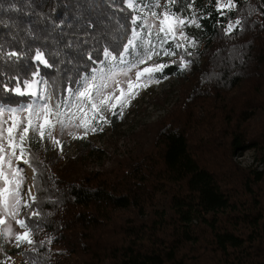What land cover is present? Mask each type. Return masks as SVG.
Instances as JSON below:
<instances>
[{
	"label": "trees",
	"instance_id": "obj_1",
	"mask_svg": "<svg viewBox=\"0 0 264 264\" xmlns=\"http://www.w3.org/2000/svg\"><path fill=\"white\" fill-rule=\"evenodd\" d=\"M167 2L0 0V104L31 101L15 89L26 92L39 76L62 98L106 63L105 49L118 63L141 20ZM232 3L172 7L199 27L186 23L184 46L154 74L179 79V93L163 117L139 127V151L92 172L81 163L91 141L81 139L60 168L39 137L26 141L34 199L22 220L33 243L18 251L19 264H264V0ZM250 149L260 170L233 160Z\"/></svg>",
	"mask_w": 264,
	"mask_h": 264
},
{
	"label": "rangeland",
	"instance_id": "obj_2",
	"mask_svg": "<svg viewBox=\"0 0 264 264\" xmlns=\"http://www.w3.org/2000/svg\"><path fill=\"white\" fill-rule=\"evenodd\" d=\"M127 2L129 3V0H127ZM219 6L228 7V0H219ZM155 12L157 13L156 17L149 15L141 20V28L135 31V33H139V38H135L134 43L135 45H141L144 41L151 40V44L156 46V50L160 54L158 56H153L152 61H149L146 65H140V68L149 66L153 63L162 64L161 62L164 59L171 61V59L174 57V54L171 56L165 55L164 50H170L174 53L173 49L171 48L177 44L184 45L186 41L184 37L180 35L179 30H177L175 37L168 36V42L161 45L160 40L164 37V33H159V36H157V32L159 20L163 18L162 13L164 12V9L157 7ZM133 38L134 37L132 36L131 39ZM143 52V47H131L129 49V53H131L129 58H125L128 62L127 64H121L120 61L118 63L112 62L110 59H106L105 57V64L99 63L96 68H94L89 74L85 75L79 81L80 83L76 86L75 90L73 89L72 91H66L65 95H63V97L60 99H56L52 95L49 84L45 83L46 80L42 76L33 79L36 81V83L33 85L32 90L36 91L38 95L44 93L45 95L50 96V99L47 100V103L53 108L55 105L60 104L61 112L66 114L70 113V111L75 112L76 109L73 107V105L77 101L74 93L83 87L86 80H90L93 75L98 74L100 69H103L106 76L110 74V70L114 71L116 73L114 80L123 82L126 78L120 74L121 69L130 67L131 62L138 59V57L142 55ZM135 71L136 69H133L131 72H129V76L133 79ZM43 79L45 81L42 82ZM159 81V83L153 82L150 83L146 88H141L135 99L131 100L130 105L123 109L122 117L118 114L113 115L112 112L106 110L104 115L110 122L107 124H103V122H101L103 127L102 131L98 130L94 133L88 131L87 135L84 136V129L82 128L71 127L61 132L59 125H57L54 129V136L57 140L61 141L59 146L54 145L52 141L47 138V136H45L43 140L39 138L44 143L42 145L44 156L50 159L53 155H59L62 160L61 165L58 166L59 168L62 166V164L74 158L78 152V146L81 139H73L70 135H68L69 131L75 132L78 136H84L83 139L91 141V143L94 144V150L87 154V156L81 161L82 166L92 172H100L109 168L111 165H113L114 156L121 157L122 155L136 153L141 148V146H138L139 142H146L145 140H142L140 135H137L139 127L151 125L163 117L172 107L178 97L180 86L179 79H176L174 76H169ZM96 82H100L98 75ZM113 82L114 81L112 80L109 81L110 89ZM122 86L127 89L126 83H123ZM25 91L26 93H30L31 90L25 88ZM115 95H119V91H117ZM157 96L163 99L162 103L155 104L152 102L154 101V97ZM42 102L43 101H38L36 97L31 96V101L20 104L17 107L0 104V109L4 110L3 117H0V125H2L5 130L11 125L12 118L7 111L8 109H18L16 117L19 120L21 117L28 116V112L23 111V109L29 104L34 105L36 103ZM88 107L90 108L91 106L88 105ZM115 111L118 113L119 108H117ZM53 119L55 120L54 117ZM65 123H67V119H65ZM76 123H79V121L77 120ZM17 131H19V129H17ZM133 134H135L134 137ZM29 135L34 138L39 137L38 135H33L31 132ZM5 137H7V131H5ZM67 142H70V144L65 147V143ZM3 143L6 147V151L11 152L12 149L7 147L9 142L6 138L3 140ZM16 154L18 156L20 155L19 149H16ZM24 159H26L25 155L20 160L13 158L12 165L7 163L4 164L5 173L8 178H11L9 169L18 167L21 170L22 182L20 186V196L18 197L20 204L16 208V218H12L11 211L4 212L2 209H0V219L5 221L4 224H0V264H19L20 255L18 251L27 248V242L17 246V241L14 239V234H22L24 232V229L16 223V220H21V218L18 216L19 208H21L23 203L24 205H27L34 194V189L31 183L33 170L29 168L28 163H23ZM233 160L243 168L250 167L260 170L263 167L261 160L257 157L255 158V153L252 149L246 150L244 154L240 156L234 155ZM2 186H5L4 181L0 180V187ZM8 187L11 189L13 185H8ZM25 190H27L28 196L22 195ZM9 228L11 231H7Z\"/></svg>",
	"mask_w": 264,
	"mask_h": 264
},
{
	"label": "snow or ice",
	"instance_id": "obj_3",
	"mask_svg": "<svg viewBox=\"0 0 264 264\" xmlns=\"http://www.w3.org/2000/svg\"><path fill=\"white\" fill-rule=\"evenodd\" d=\"M177 0H168L167 4L163 5L164 12L162 13V19L159 20L158 32L164 33V37L160 40V44H166L168 42V36L175 37L177 30H179L180 35L187 40V37L184 36L183 27L186 26V23L196 24L199 27V24L195 19L186 21L185 18L177 15L172 11V7L175 6ZM129 7H133V0H129ZM157 7L160 5L157 3ZM222 6V5H221ZM191 7V5H189ZM228 7L232 8L235 5L232 3V0H228ZM153 17L157 16L156 12H152ZM133 23H136V19L133 20ZM236 25L240 24V21L237 20ZM235 25H229L227 32H231L232 28ZM133 39H129L128 43L124 46V51L119 53V60L121 64H127L128 62L125 59L126 54L129 53L131 47H143L144 52L138 57L135 61L131 62L130 67L122 68L120 74H122L126 79L121 82L114 80L116 73L110 70V74L106 76L103 69H100L98 72L100 82L97 83V75H93L90 80H86L83 87L74 93L76 96V103L73 107L76 109L75 112L66 114L60 111V104L55 105L53 108L47 103V100L50 99V96L45 95L44 93L37 94L36 91L32 90L33 85L36 83L35 80L32 82H25V88L30 91V95L36 97L38 101H43L42 103L29 104L23 111L28 112L27 117H21L19 120L16 117L18 109L11 108L8 109V113L12 118L11 125L5 130L2 125H0V180L4 181V185L0 187V209L4 212L11 211L12 218H16V208L20 204L18 197L20 196V186H21V170L17 168H10L9 172L11 178H8L5 173L4 164L7 163L12 165L13 158L16 160L22 159L26 149L23 147V144L32 139V136L29 135L31 132L33 135H38L41 140L47 136L48 139L52 141L54 145L59 146L61 141L57 140L54 136V129L59 125V129L63 132L65 129L75 127L84 129V136L87 135L88 131L96 132L102 131L103 124H107L110 121L105 117L104 112L110 111L113 115L123 116V109L130 105L131 100L135 99L136 95L139 94L141 88H146L150 83H159L160 81L155 79L154 74L162 72L167 65L165 64H156L153 63L149 66L140 68V65H146L149 61H152L153 56H158L160 53L156 50V46L151 44V40L144 41L141 45H135V38H139V33H133ZM182 44H177L176 47H183ZM194 47V43L192 44ZM165 55H173L174 53L170 50H164ZM11 56H16L17 53H11ZM104 55L106 59H110L112 62L117 60L116 56H113L110 51L105 49ZM35 59L41 64L47 65L48 62L45 59L44 53L40 50L36 51ZM187 63L182 64V69L186 68ZM133 69H136L134 79L129 76V72ZM38 75V73H37ZM166 78V77H165ZM114 81L111 89L109 88V81ZM45 83H47L45 81ZM127 84V89H125L122 84ZM119 91V95L115 93ZM15 92L18 95L28 94L24 91H21L19 86L16 87ZM73 94V93H70ZM115 101V102H113ZM88 105L91 107L89 108ZM119 108L117 113L115 110ZM4 110L0 109V117H3ZM55 118V120L53 119ZM63 117V118H62ZM67 119V123H65ZM79 123H76V121ZM95 122V124H94ZM19 129V131H17ZM5 131H7V137H5ZM73 139H83L84 136H78L75 132L69 131ZM8 140V146L12 149L11 152L6 151V147L3 143L4 139ZM16 149H19L20 155L16 154ZM23 163H29L27 159L23 160ZM8 185H13L9 189ZM34 199V197H33ZM36 215V213H33ZM5 221L0 219V224H4ZM16 223L24 229L22 234H14V239L17 241V246L27 242L32 244L31 234L28 230V226L24 220H16ZM11 231V229H7ZM51 242V241H49Z\"/></svg>",
	"mask_w": 264,
	"mask_h": 264
},
{
	"label": "built area",
	"instance_id": "obj_4",
	"mask_svg": "<svg viewBox=\"0 0 264 264\" xmlns=\"http://www.w3.org/2000/svg\"><path fill=\"white\" fill-rule=\"evenodd\" d=\"M43 81H45V80L43 79L42 82H43ZM68 144H70V142L65 143V147H67ZM29 202H30V200H29ZM29 202H28V203H29ZM21 204H22V203H21ZM25 206H26V205H24V203H23L22 206H21V208H19L18 216H19L21 219L23 218L24 213H25Z\"/></svg>",
	"mask_w": 264,
	"mask_h": 264
},
{
	"label": "bare ground",
	"instance_id": "obj_5",
	"mask_svg": "<svg viewBox=\"0 0 264 264\" xmlns=\"http://www.w3.org/2000/svg\"><path fill=\"white\" fill-rule=\"evenodd\" d=\"M30 168V167H29ZM31 169V168H30ZM22 195L24 196H28L27 190H25V192L22 193Z\"/></svg>",
	"mask_w": 264,
	"mask_h": 264
}]
</instances>
